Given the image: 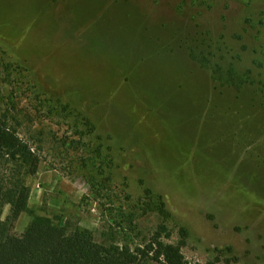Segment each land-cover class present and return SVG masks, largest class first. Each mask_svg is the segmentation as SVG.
<instances>
[{"label": "rangeland", "instance_id": "obj_1", "mask_svg": "<svg viewBox=\"0 0 264 264\" xmlns=\"http://www.w3.org/2000/svg\"><path fill=\"white\" fill-rule=\"evenodd\" d=\"M0 116L39 157L36 214L264 264V0H0Z\"/></svg>", "mask_w": 264, "mask_h": 264}, {"label": "trees", "instance_id": "obj_2", "mask_svg": "<svg viewBox=\"0 0 264 264\" xmlns=\"http://www.w3.org/2000/svg\"><path fill=\"white\" fill-rule=\"evenodd\" d=\"M227 73L217 71L216 81L232 85ZM239 89L240 84L235 86ZM38 155L22 138L7 117L0 116V264H187L178 244L165 242L160 234L144 248L132 250L126 245L104 244L82 228L68 230L51 217L36 214L29 206L27 178L37 171ZM165 219L164 203L154 202ZM8 206L5 219L2 209ZM30 220L17 234L14 225L22 213ZM164 229V226H163Z\"/></svg>", "mask_w": 264, "mask_h": 264}]
</instances>
